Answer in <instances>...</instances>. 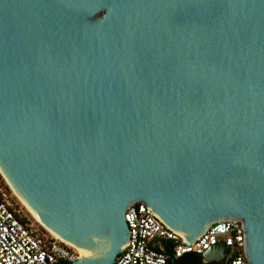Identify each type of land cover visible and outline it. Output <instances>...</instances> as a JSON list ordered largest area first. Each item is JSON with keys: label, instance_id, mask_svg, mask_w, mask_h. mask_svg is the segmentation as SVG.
I'll list each match as a JSON object with an SVG mask.
<instances>
[{"label": "water", "instance_id": "water-1", "mask_svg": "<svg viewBox=\"0 0 264 264\" xmlns=\"http://www.w3.org/2000/svg\"><path fill=\"white\" fill-rule=\"evenodd\" d=\"M0 164L67 264H114L135 200L264 264V0H0Z\"/></svg>", "mask_w": 264, "mask_h": 264}, {"label": "built area", "instance_id": "built-area-1", "mask_svg": "<svg viewBox=\"0 0 264 264\" xmlns=\"http://www.w3.org/2000/svg\"><path fill=\"white\" fill-rule=\"evenodd\" d=\"M124 219L128 237L114 264H168L169 255L150 245L153 239L170 241V257L174 259L186 253L201 255L210 245L223 241L227 251L222 264H249L243 253L239 221L214 222L190 243L157 219L142 200L126 206ZM75 256L78 254L73 246L34 228L29 219L22 220L18 210L0 190V264H55L70 262Z\"/></svg>", "mask_w": 264, "mask_h": 264}, {"label": "rangeland", "instance_id": "rangeland-1", "mask_svg": "<svg viewBox=\"0 0 264 264\" xmlns=\"http://www.w3.org/2000/svg\"><path fill=\"white\" fill-rule=\"evenodd\" d=\"M1 172V171H0ZM0 190L4 192L9 200V202L12 204V206L18 210L21 216H24L25 218L29 219V222L33 225L34 228L38 229L39 231L49 234L48 231L42 227L41 224H39L37 221H35L30 214L25 210L23 205L20 203L16 195L13 193L12 189L6 182V179L4 178L3 174L0 173Z\"/></svg>", "mask_w": 264, "mask_h": 264}, {"label": "bare ground", "instance_id": "bare-ground-1", "mask_svg": "<svg viewBox=\"0 0 264 264\" xmlns=\"http://www.w3.org/2000/svg\"><path fill=\"white\" fill-rule=\"evenodd\" d=\"M0 171L3 174L4 178L6 179V182L8 183V185L10 186V188L12 189L13 193L16 195V197L18 198V200L20 201V203L23 205V207L25 208V210L30 214V216L37 221L39 224L42 225L43 228H45L49 234L59 240H63L65 241L68 245L73 246L68 240H65L62 236H60L58 233H56L55 231L51 230L50 228L44 226L42 224V222L39 219V213L35 210V208L27 201V199L25 197H23L21 194H19L17 192V190L15 189V187L13 186V184L11 183V181L8 178V175L6 174V172L3 170L1 164H0ZM78 254V257H80V254Z\"/></svg>", "mask_w": 264, "mask_h": 264}, {"label": "crops", "instance_id": "crops-1", "mask_svg": "<svg viewBox=\"0 0 264 264\" xmlns=\"http://www.w3.org/2000/svg\"><path fill=\"white\" fill-rule=\"evenodd\" d=\"M165 240L162 239H153L150 242V245L153 248L159 249L164 251L165 253H167L170 256V249H171V245L172 243L170 241H168L167 243L164 242ZM207 261H205L201 255H197V254H190V253H186L184 254L182 261L180 262V264H206Z\"/></svg>", "mask_w": 264, "mask_h": 264}, {"label": "trees", "instance_id": "trees-1", "mask_svg": "<svg viewBox=\"0 0 264 264\" xmlns=\"http://www.w3.org/2000/svg\"><path fill=\"white\" fill-rule=\"evenodd\" d=\"M21 219L24 220V221H26V218L24 216H21ZM190 254H192V253H190ZM183 256H184V254L181 255V256H179V257H177V258H175L176 264H180V262L182 261ZM67 263H68L67 261H58L55 264H67ZM167 263L168 264H171V262H170V256H168V258H167Z\"/></svg>", "mask_w": 264, "mask_h": 264}, {"label": "flooded vegetation", "instance_id": "flooded-vegetation-1", "mask_svg": "<svg viewBox=\"0 0 264 264\" xmlns=\"http://www.w3.org/2000/svg\"><path fill=\"white\" fill-rule=\"evenodd\" d=\"M206 264H222V260L221 261H208L206 262Z\"/></svg>", "mask_w": 264, "mask_h": 264}]
</instances>
